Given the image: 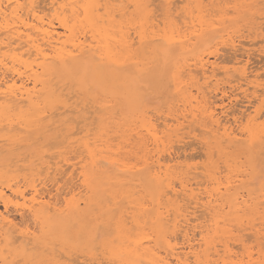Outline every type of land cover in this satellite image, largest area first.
<instances>
[{
  "label": "rangeland",
  "instance_id": "1",
  "mask_svg": "<svg viewBox=\"0 0 264 264\" xmlns=\"http://www.w3.org/2000/svg\"><path fill=\"white\" fill-rule=\"evenodd\" d=\"M37 1H38V3H37ZM40 1L41 2L43 1V2L40 3ZM40 1L35 0V2H36L35 4H37V5L40 4V6L42 5L41 6L42 8L44 7L43 5H45L46 7H44V9L45 8L47 9V4L49 7L50 4L48 3V0H40ZM115 1L117 3H119L118 1L121 2V0H115ZM122 1L124 3L123 5L126 6L127 5L126 3L128 1L127 0H122ZM139 1H140L139 4L137 6H134V7H132L133 6L132 4L128 3L130 6L129 5L126 6L127 10H126V8H124V10H126V11L123 10L124 13H121V14H119V12H117V15L114 16L115 19L118 18L117 20H125L126 21V18L128 17L127 22L129 21V23L131 22L132 24L136 23L135 25H137L138 22H140L139 24L141 25V23H144L142 21H146V23H145L146 33H148V32L151 33L152 30L153 31L155 30L154 32H156V33L159 32L158 34H163L167 31L170 23H176L177 25H181L183 23L182 27L184 28V26H183L184 22L189 20L188 13L191 12L192 15H196L200 9L202 12L199 13V15L203 16V19L206 20L207 24H210V25H212L213 23H215V24H213L210 27V29L207 30L201 38L192 39L193 48L186 49L183 52H179L175 45L171 46L170 48H165V46L162 44V42L160 40H157V41L152 40L151 42H147L145 44L135 42L132 46L133 51L130 52V54H129L130 56H128V59H125L121 64H117L116 66H108V67L97 66V67H95V65H97V64H94L95 61L91 59V60H83L79 66H72V67H69L67 70H59L58 69V70L53 71L51 74H44V76L42 74L41 77H42V79L45 80L46 86L49 89L51 87L53 90H55V95L60 94L61 100H64L66 102V105L70 104L71 107H69V106H65L66 108L62 107L61 102L49 103L50 100L46 99V100H44V102H42L44 104L41 103L39 106L40 107L39 111H43V112H41L39 117L37 116L36 118H34V122L25 125L22 122V120H20L21 125H15L16 127H18V129H16L17 131L14 130V132H12V133H15V131H16V134H13V137H12L13 140L2 142L3 143L2 147H1L2 151L0 153V178H2V180H3V183H2L3 186H6V182H7L6 179L7 178L8 179L10 178L9 179L10 181L8 183H12L11 185L13 188H14V186H19V187L24 186L21 189L25 192V195L27 194L26 197H30V195H31L30 194L31 193V184L36 183L35 184L36 187L37 188L40 187V188H38V190L39 189L41 190L40 191V192H42L41 196H44L43 197L44 200L49 201V199H52L51 201H49L52 203L53 202L55 203V200H56V205L58 207L61 205L62 210L64 209V204L66 203V201L70 200L73 202H77L79 209L76 208V210H72L75 208H73V206L70 205V206H67V208L69 207L70 209L69 208L67 209L65 207V210L62 211V212H64V214L60 213L63 215V217L60 216V214L50 215V216H52V218L51 217L48 219L42 218L41 220H38V223H37V221H36V223H34L35 220L34 221L32 220V216L27 210H25V212H27L29 215L27 213H24V212L21 215L18 213L20 210H17L13 205H11L10 206L11 208L7 209V210H9V214H7V215L10 218H12V220L14 221V222L13 221L12 222L15 224V227L19 228V229H24L28 225V227L26 229H29V231L33 232L35 238H33V241H32L33 244L29 243L30 245L28 244L27 246H24L23 248H21L19 246L20 244L16 242L14 244L16 248L13 249V251H12L13 257L12 256L10 257V258H12L10 260L11 263H8V264H12V262H13V264L14 263L15 264L16 263L17 264H77L78 262H79L78 264H83V263L84 264H86V263L87 264H102V263L103 264L104 263L105 264H110V263H113V264H124V263L125 264H131V263L122 261V260L118 259L117 257H114L115 255H112L113 253L110 251H115L117 249V247L121 246V245H122L121 246L122 248H124V246H125V248L127 246L128 247L131 246L129 241L132 239L134 240V238L137 237L135 239V241H137V239H138L139 241L143 242V245L144 244L147 245L146 240L148 239V244H151L150 246L153 249L156 248L155 251H157L158 254L164 255L163 253L166 249L164 235L167 233L170 234L171 232H172L171 234H175V233L178 234L177 236L174 235L176 238L172 241V243L175 241L177 242V240H178L177 246L181 247V244H182V247H183L185 245L183 247V249L185 250V248L187 246L186 244H188V242L184 241L185 239H184V236L182 235V232H180V234L178 233L179 230H181L185 227H182V226H184V225H182L179 228H173V222L172 221L176 217H179L176 219L177 220L180 219L179 222H181V224L184 223L183 218L186 217L185 219H188L187 224H188V228L190 229V232H188L189 237H191L193 235V237L196 240H198V241L195 240L193 242L191 241L192 243L201 242V240L197 239L199 229H201L200 231H202V233L204 235H206V237L208 235L207 240L211 241V243H210L211 248L209 250H203L204 245L201 246L200 250L202 249L204 252L201 251L199 253L200 254V262H204L203 260H206L207 256H205V259H203L204 257L201 256L203 254L208 255L210 257L212 256L211 258L213 259V258H216V256L218 258L219 254H220L219 255L220 257H223V255L227 256L226 254H228V252L230 251L229 255L232 256L231 257V258H233L232 261L236 260L234 262H238L241 258H243V259L245 258L244 260H246L247 259L246 254H248L250 256L253 255L251 257V258H253V260H251L252 264L253 263L255 264V261H256V264H264V263H262V262H264V261H262L264 259V254H262L264 252V235H260L262 232H263L262 234H264V223H263L264 222V167H263L264 166V158H263L264 152H263V154H260V153H262V150H264V146H263L264 145V142H263L264 137H262L263 139L262 138L259 139L260 143H261V141L263 143L261 145H258L259 140L257 142H254L253 144H251V143L242 144L239 142L232 144V145H228L226 142H222V143L218 144V143L214 142L213 139L207 138V137H209L208 136L209 134L207 135V133H208L207 130H209V129L204 128L206 130V132L202 135V133L205 130L200 125H198L199 124L198 122L197 123L193 122L191 119H189L188 121L185 120L182 124L178 125L177 128L174 126L172 127V125H171V129H169V130L164 128L165 126H163V123H162V122H164V120L168 121L169 119H170L169 121H173L171 119L175 118L174 114L176 116H178L179 119H181L180 118L181 113H183V112L189 113L190 110L192 112H194V111H196V109L198 107H199L198 110H201V109H204L203 107H205V106L206 107L204 110H206L207 107H209V106L211 108H213L216 116L219 114L218 116H219L220 120L223 121V123L227 121L228 122L227 124H230V127L234 131H236L235 133H239L240 130L241 131L242 130H244V131L249 130L248 129L249 127L251 129L257 128V127H259V124H262V121L264 123V19H263L264 18V5L261 6V4H264V0H261L262 3L259 0H253V1L252 0H246V1L242 0V2H241V0H184V1L172 0L174 4L172 3L171 0H152V2H150L151 0H139ZM221 1L224 3L223 5H220V3L222 4ZM256 1H258V3ZM101 2L103 3L104 1L102 0ZM111 3L113 4L114 0H112ZM120 4H122V2ZM114 5L116 7L119 6L118 8L124 7L123 5L120 6L119 4L118 5L114 4ZM147 6H148V8H147ZM182 7H184V8H182ZM210 7H211V9H210ZM136 8L137 9L139 8L138 11L136 10ZM46 9H45V11H46ZM177 12L178 13L181 12L180 15L179 14L177 15ZM182 12H183V14H182ZM216 13H218V14H216ZM150 15H152V16H150ZM255 15H257V16H255ZM260 16H262V17L260 18ZM151 17H153V18H151ZM255 18L257 19L256 21H255ZM137 19H139L140 21ZM212 19L215 22L211 21ZM132 21H134V22H132ZM149 21L150 22L152 21V23H150ZM211 22H213V23H211ZM149 24H151V25L153 24V26H151ZM140 25L138 26L139 30L141 28ZM154 27H156V28H154ZM131 31H132V28L130 29V32ZM233 31H235V32H233ZM131 34H132V32H131ZM224 35L225 36L231 35V36H229L230 39L227 36H226V38L224 37V39L221 38ZM233 37H234L235 41L232 39ZM219 38H220V40H219ZM152 39H157V38L153 37ZM225 39H226V42H225ZM134 41H136V39H134ZM236 43H239V44L235 45ZM233 44H234V47L232 46ZM215 46H217V47H215ZM222 46H223V48H222ZM230 46L232 48H230ZM235 46H236V48H235ZM206 49H207V51H204ZM208 49H210V50H208ZM215 49H216V51H215ZM232 49H234V50H232ZM238 49L240 51H238ZM202 50L205 54L202 53ZM211 51H212V54L210 55ZM245 51L248 54L245 53ZM239 52L242 54H239ZM200 54L203 55V57H209L210 60H213L215 62V67H218L215 70L216 71L215 75L217 73H219V74L212 77V76H209L211 74H210V72L207 71L205 75L209 76V77H207L209 79L208 80L206 77H205L206 78L205 79L203 76H201L202 74H199L200 72L198 70H197L198 73L195 71L196 69H194L193 63L196 60L195 58H197L198 55H200ZM241 55H243V56L241 57ZM193 58L195 60H193ZM233 58H239L240 60H242V62L234 63L235 59H233ZM190 60H192V61L188 62ZM190 63H192L193 66L192 65L190 66L189 65ZM187 64L189 66L186 67ZM242 64H244L245 67ZM171 65H172V67H171ZM184 66L186 67V69L184 68ZM181 68H183V70H185L186 73L188 72L190 76L188 75V73L186 75V73ZM189 68H191L192 70H190ZM242 68H245L247 76L249 78L248 79L249 81L247 83H245L243 79H241V80L239 79L240 78V72L242 71ZM180 69H181L182 73H181ZM189 71H194V72H189ZM183 73H185V74H183ZM168 75H170V76H168ZM222 77L224 80L222 79ZM214 78L216 79V81H214ZM51 79H53L54 81ZM228 80H229V82H228ZM168 81H170V83L172 82L171 83L172 85L170 83H168ZM188 81H189V83H188ZM241 82H244V83H241ZM197 83H198V85H197ZM240 84H241V86H240ZM169 85H171V87ZM232 86L235 89H233ZM188 87H189V89H188ZM228 87H229V89H228ZM237 87H239V88H237ZM201 89H202V92H201ZM211 90H212V92H211ZM231 91H233V92H231ZM174 92H175V94L173 95ZM189 93L190 94L192 93V95L190 96ZM63 94H65V95H63ZM73 94L76 96H74ZM44 96H45V94H43L42 98ZM65 96L67 97V99ZM86 96H88V97H86ZM203 96H204V98H203ZM176 97H178V99ZM179 97H180V99H179ZM205 97H208V98H205ZM193 100H195V101H193ZM88 101H89V103H88ZM76 102H78L77 103L78 105L76 104L77 107L75 105ZM172 102H173V104H172ZM85 103H87V104H85ZM90 103H91V105H90ZM191 103L193 104V106ZM203 103L205 104V106ZM213 103L216 107L213 105ZM176 104H177V106H176ZM180 104H181V106H180ZM183 104L187 107L183 106ZM45 105H47V106H45ZM57 106H59V107H57ZM189 106L192 107L194 109V111L192 108L190 109ZM195 106H197V107H195ZM68 107L70 109L71 108L72 109L70 110ZM188 107H189V109H188ZM173 108H175L174 109L175 112L173 111ZM182 108H186L185 109L186 112ZM67 109H68V111H67ZM87 109L89 112L87 111ZM221 110H223V111H221ZM44 111H45V114H44ZM51 111L56 116L53 115ZM54 112H59V114L54 113ZM165 112H167V113H165ZM61 113H62V115H61ZM197 113H199V112L197 111ZM246 113H248V115ZM170 114H172V115H170ZM51 115H53V116H51ZM71 116L73 117V120L68 119V118L72 119ZM199 116H200V114H198L197 118H199ZM253 116H255V117L253 118ZM40 117L42 120L40 119ZM50 118H51V120H50ZM76 118H77V120H79L78 124H77V122H75V121H77ZM234 118H235V120H233ZM65 119L68 121H66ZM224 119H227V120H224ZM36 120L37 121L40 120V121L35 122ZM147 120L150 122H153V124H155V126L158 124L160 125V126L158 125V127L156 126L159 130L158 131L156 128V133L160 132V134H157L159 136L158 137L159 138L158 147L157 146L154 147V145L150 144L152 137L149 134V132L145 131L146 125L148 122ZM201 120L202 119H200L199 121H201ZM250 120H252V121H250ZM255 120H256V122H259V121L260 122L257 124L255 122ZM72 121H74V123ZM189 121H191V122H189ZM205 121H207V120H205ZM249 121L252 123L250 124ZM253 121H254V123H253ZM61 123H63V124H61ZM90 123L93 125H91ZM255 123L257 124V127H254V126H256ZM253 124H255V125L252 126ZM47 125H49V126H47ZM196 125H197V127H196ZM248 125H250V126H248ZM161 126H162V128H161ZM183 127H185V128H183ZM198 127L202 130H199ZM243 127H244V129H243ZM178 128L180 130H177ZM195 128L198 130H195ZM62 129L64 131H61ZM94 129H95V131H94ZM2 133H4V132L2 131L0 134H2ZM67 133L69 134V137L67 136L68 135ZM89 133H91V134H89ZM200 133H201V135H200ZM147 134H149L150 139H148L149 136ZM122 135H124V136H122ZM178 135H180V136H178ZM204 135L205 136L207 135V137H204ZM62 136H64V137L62 138ZM71 136H72V138H71ZM145 136L146 137L148 136L147 139L145 138ZM33 138H35L36 141ZM65 138L68 140H66ZM140 138H141V140H140ZM204 138H206V139H204ZM50 139L55 140L56 142L55 141L52 142ZM59 139H60V141H58ZM62 139H63V141H62ZM72 140H74L75 142L73 141V143L69 146L68 143H71ZM64 141H65V143H62ZM143 141L147 142V149L146 148L144 149L140 145V142L142 143ZM169 141H170V143H169ZM48 142L50 144H51V142H52V144L54 142L55 143L58 142L59 145L61 143L60 146H63V147L61 148L59 145H58L59 146L58 147L55 143L53 145H48L49 144ZM66 143H67V145H66ZM0 144H1V142H0ZM22 144H23V146L21 147ZM24 144H26V145L24 146ZM201 144H203V145H201ZM46 145H48V147H50V148H48ZM55 145H56L55 148L52 147ZM137 145L139 148L137 147ZM165 145H167V146L165 147ZM41 146L43 149L41 148ZM109 146H110V148H109ZM13 147L14 148L17 147V148L14 149ZM44 147H46V149H47L46 152H45ZM100 147H103L101 149H104L103 150L104 152L101 149H100L101 151H98ZM51 148L53 151L54 150L55 151L51 152L52 151ZM58 148H59V150H58ZM93 148H95V149H93ZM223 148H225V149L223 150ZM67 149L70 151L67 152L68 151ZM107 149H109L110 152H107V154H106ZM149 149H151V150H149ZM153 150H155V151L152 152ZM164 150L166 152H164ZM43 151L45 152V154ZM65 151H66V153H64ZM71 151L72 152L78 151L79 153L78 152L77 153H71ZM89 151H90V153H89ZM96 151H98L99 154L96 153ZM47 152H48V154L46 155ZM80 152H81V154H80ZM100 152L104 153V155H103L104 158L107 156L105 158L106 160L100 159L99 156L102 155ZM116 152L118 153V155ZM144 152H145V154H144ZM148 152H150V153H148ZM212 152H214V156L212 155ZM26 153L28 155L24 156V155H26ZM51 153H52V155H50ZM158 153H160L159 157H158ZM74 154H77V155H74ZM54 155H56V156L54 157ZM68 155H69V157H68L69 159L66 158L68 160V161H66L64 157H67ZM78 155H80V156H78ZM91 156H92V158H91ZM108 156H109V158H108ZM130 156H131V159H129ZM23 157H26V158H23ZM95 158H97V159L99 158L98 159L99 161H97V164L92 162L95 160ZM144 158L145 159L147 158L148 162H150L152 160L149 164H153L156 162V160H158V163H160L162 165V167L163 166L169 167V169L171 170L170 171L168 169V171H166V173H165L166 175L163 174L164 178H162L163 175H161L162 181H161V186H159L160 188L157 187L156 184H154L155 181H153L152 177H150V176L147 177L145 175L144 171H145L146 164L144 165V163H143V161L145 160ZM174 158H176V159H174ZM25 159H27V160H25ZM61 159H63V160H61ZM72 159H74V160L72 161ZM90 159H92V161ZM110 159L111 160L114 159L116 161V163L120 159L121 162L119 161V164L117 163L118 166L120 164H121V166L122 165H126V166L127 165L128 166L136 165L135 168H136V170L138 169V171L134 170L135 168H133V171H136V172H134L135 175H130V172L125 171L127 168L125 169L124 166H122L124 170L123 169L118 170V168H117L118 166L112 165L110 162ZM170 159H171V161H170ZM15 160L16 161L19 160V161L16 162ZM37 162H38V164H37ZM74 162H77V164ZM100 162H102V163H100ZM105 162H107V163H105ZM231 162L234 163L233 166H232ZM17 163H19V164H17ZM103 163H104V165H102ZM116 163H114V164H116ZM18 165H19V168H18ZM228 165L229 166L231 165V166L229 167ZM39 166H41V167H39ZM42 166H44V167H42ZM77 166L79 167V169ZM48 167H51V168L55 167L56 169L52 168V170H50L51 168L49 169ZM75 167L77 169H75ZM122 167H120V168H122ZM5 169H6V171H7V169H9V171H7V172L10 175L5 171ZM19 169H21V170H19ZM74 169H75V171L79 170L78 172H76L77 174L74 173ZM176 169L178 171H176ZM16 170L18 173L16 172ZM42 171L44 174L41 173ZM47 171H48V173H47ZM50 171H52V172H50ZM187 171L191 172V173H188ZM70 172L73 174L71 175ZM172 172H174L173 173L174 175H172ZM59 173H62L63 175L59 174ZM215 173H217L219 175H217ZM38 174H41V175H39L40 177H38ZM79 175H81V177ZM177 175H179V177ZM47 176H49V177L47 178ZM165 176H167V177H165ZM36 177H37V179H36ZM17 178H19V179H17ZM38 178L39 179L42 178L41 179L42 182H40V180ZM45 178H47V179H45ZM57 178H58V180L55 181V179H57ZM147 178H149V179L151 178V179L149 180ZM184 178H185V180H184ZM188 178L190 179V181ZM214 178H216L217 180H215ZM15 179L17 181H15ZM35 179L37 180V182L35 181ZM229 180H232V181L230 182ZM182 181L183 182L188 181L189 184L191 183L192 187L195 188L194 189L195 193H201V192H205V191L208 192L211 189H212V193H214V194H215V190L216 191L218 190L219 192L221 191L222 197H220L221 193H219L217 191V195H218L217 197L218 198L220 197L219 199L217 198L219 201L217 200V203H216V204L219 203V206L217 208V211L218 210L219 211L214 212L213 216H212V213H210L209 215L206 213L200 214V212H203V211H196V209L201 210V208L195 209V208H193V204H190L186 199H185L186 201L181 200L180 197H178V199H177L176 197H174L172 195H169L170 199H171L170 201H168L166 199L168 202L165 201V197H163L165 203H164V205H161V204H163L162 202H164V201H163V199L158 201V199L162 198L161 191H162L163 187H165L167 183L171 184L172 186H173V184L177 183L174 187L175 188L177 187L176 189H178V188H180L179 183ZM197 181H200V183ZM228 181H229V183H228ZM15 182H16V184L18 183L19 185L18 184L16 185ZM197 183H199V186ZM221 183H224V185L226 184L225 187H227L226 188L227 190L224 188L223 184H221ZM216 184H218V186L220 184V186L218 187ZM150 185H152L153 187ZM206 185H208V186H206ZM154 186H155V189H154ZM194 186H196V187H194ZM215 186H217L221 190L217 189V187H216V189H214L213 187H215ZM42 187L43 188L46 187L45 190ZM77 187H79V189ZM151 187L153 188V190ZM228 187H229V189H228ZM156 188L159 189V191ZM46 189L48 191H46ZM71 189H72V191H71ZM85 189H87L88 191ZM6 191H8V190L6 189ZM45 191H46V194H45ZM79 191L82 192V193L80 192L81 195H80V193H77ZM152 191H153V193H152ZM156 191H157V193H156ZM47 192L51 193V197L49 196L50 194ZM6 193H9V192H6ZM28 193H29V195H28ZM65 193H67V194H65ZM75 193H76V195H75ZM208 193H211V192H208ZM77 194L80 196L78 197ZM157 195H158V197H160V196L161 197L158 198ZM46 196L48 197V200H47ZM70 196H72V197H70ZM153 196H154V198H152ZM73 197H75V198L73 199ZM235 197H237V198H235ZM54 198H55V200H54ZM68 198H70V199H68ZM84 198H85V200H84ZM156 198H158V199H156ZM144 199H145V201H144ZM60 200H62L63 202ZM97 200H98V202H96ZM236 200L239 203L238 202L236 203ZM228 201H230V202H228ZM157 202H159V203H157ZM240 202H242V203H240ZM153 203H154V205H153ZM240 204H241V206H240ZM2 205H3V203H2V201H0V210L1 211L4 210V207ZM220 205H221V209L219 208ZM160 206H161V208H160ZM188 206H190V208ZM237 206H239V208L241 207V209L239 210V208H237ZM116 207H118V208H116ZM2 208H3V210H2ZM157 208L158 209L160 208V210L161 209L162 210L161 211L156 210ZM82 209H84V210H82ZM172 209H173V211H172ZM192 210H193V212H192ZM10 211L12 213H10ZM152 211L157 212V213L165 211L164 213H167V214L163 213V215H167V216H165V220L162 219L161 222L159 221V223H157L158 221L155 218L157 213L156 214L152 213ZM169 212H171V213H169ZM7 213H8V211H7ZM142 213H144V214H142ZM257 213H259V214H257ZM178 214L179 215L181 214V216H179ZM138 215L139 216L141 215V216L139 217ZM149 215H150V218H149ZM204 215L205 216L207 215V216L205 217ZM135 216L137 219L136 223H139L137 225H136L135 220H134ZM151 216L153 217L152 219H151ZM174 216H175V218H174ZM200 216H202V217H200ZM252 217H254L253 220H251ZM257 217H259V218H257ZM132 218H133V220H132ZM169 218H171L172 221ZM59 219L61 222H59ZM64 219L66 220V223H65ZM138 219L141 222H139ZM194 219H196V220H194ZM123 220H125V222H122ZM126 220L128 222H126ZM112 221H113V223H112ZM116 221H118V222H116ZM131 221H133V223H130ZM252 221H254V222H252ZM53 223H55V224H53ZM64 223L66 225L68 223V226L64 225ZM155 223L158 225H156ZM202 223H204V224H202ZM255 223H256V225H254ZM260 223L263 226V228H261L262 226L260 225ZM21 224H23V225H21ZM50 224H52V225H50ZM57 224H60V226ZM62 224H63V226H62ZM97 224H99V225H97ZM121 224L125 225V226H122ZM168 224H169V226H167ZM226 224L229 226H227ZM37 225H38V227H35ZM211 225H213V228L211 227ZM97 226H99V227H97ZM196 226H197V228H196ZM246 226L249 228H247ZM42 227L43 228L46 227L45 230ZM55 227L57 228V230ZM242 227H244L245 229ZM104 228L107 230H105ZM252 228L255 232L252 230ZM34 229H35V232H34ZM37 229L38 230L42 229V231H38ZM50 229H52L53 231L52 230L50 231ZM118 229H120L122 231L121 232L122 235L120 237H124V241L122 240L123 243L125 244L124 246H123V244H121L122 242L121 243L118 242V241H121L120 239H123V238L118 237L121 234V233H118V231L116 232V230H118ZM189 229H188V231H189ZM191 229H192V232H191ZM236 229L237 230L239 229V230L237 231ZM258 229L261 231H259ZM36 230L38 232H36ZM158 230H160V231L162 230L161 234H160V231L158 233ZM194 230L196 232H194ZM225 230H226V232L227 231L228 232L226 233ZM245 232H247V233L250 232V233H248V235L250 234L252 237L247 236L246 235L247 233H245ZM240 233H241V235H240ZM14 234H12V236L13 235L16 236V233H14ZM144 234H146V235H144ZM190 234H191V236H190ZM253 235H255V237H253ZM228 236H229V239H228ZM256 236H259V237H256ZM53 237H55V238H53ZM56 237H58V238H56ZM140 237H142V238H140ZM157 237L159 239H157ZM225 237L228 240L229 244L227 243V241H226V243L228 244V247L230 245V248L227 247L228 251L224 253V246L223 245L225 242ZM118 238H119V240H118ZM182 239H183V241H182ZM212 239L216 243L212 242ZM47 240L49 241V245H48ZM64 240H66V241H64ZM126 241H128V242H126ZM53 242H54V244H53ZM55 242H57L58 244L56 243V245H55ZM235 243H238V244H235ZM119 244H121V245H119ZM239 244H240V246H239ZM194 245H196V244H194ZM82 246H83V248H80ZM112 246H117V247L113 249ZM212 246L215 247V250ZM97 247H98V249H97ZM237 247L243 248V249L239 248L240 254H239V249H237ZM44 248H45V250H44ZM55 248L57 251L55 250ZM216 248H218V249H216ZM231 248H233V250ZM17 249H19L21 251L18 250V252H17ZM42 249L44 250L43 252H41ZM211 250H212L213 255L209 253V251L211 252ZM218 250H219V252H218ZM234 250L235 251L238 250V251H236V253L238 252V254L234 253L235 252ZM31 251H32V253H34L33 255L31 254ZM249 251H250V253H249ZM16 252H17V254H16ZM45 252H47V253L45 254ZM60 252H61V254H59ZM71 252H72V255H71ZM73 252H74V254H73ZM216 252L219 254L215 255ZM52 253L54 256L55 255L56 256L54 257L52 255ZM79 253H80V255H79ZM109 253L110 254L112 253V254L110 255ZM84 255H86V256H84ZM21 256H22V258H21V260H19ZM73 256L74 257L76 256L75 259ZM112 256L114 259L112 258ZM230 256H227V258ZM65 257H67L69 259L66 260ZM56 258H58V261H56ZM231 258H230V260H231ZM238 258H240V259H238ZM15 259H17L19 262ZM22 259H23V261H22ZM70 259L71 260L74 259V260L69 261ZM117 259L119 261H117ZM230 260L228 258L229 262H231ZM70 262H73V263H70ZM80 262H82V263H80Z\"/></svg>",
  "mask_w": 264,
  "mask_h": 264
},
{
  "label": "bare ground",
  "instance_id": "2",
  "mask_svg": "<svg viewBox=\"0 0 264 264\" xmlns=\"http://www.w3.org/2000/svg\"><path fill=\"white\" fill-rule=\"evenodd\" d=\"M40 1V0H39ZM102 0H48V3L50 4L49 7H48V4H47V9L45 11L44 7H46L45 5H43L44 7L42 8L39 5L35 4V0H0V133L3 131L4 133L0 134V153L2 151V142L4 141H9V140H13V134H16V129H18V127H16L15 125H21V121L26 125V124H29V123H32L34 122V118H36L37 116L39 117V115L41 114V112L43 111H39V106L42 102H44V100L46 99H49V103H52V102H61L62 103V107H65V106H70V104L66 105V102L64 100H61L60 98V94H56L55 95V90H53L51 87L50 89L46 86V83H45V80L42 79V74L44 76V74H51L53 71L55 70H67L69 67H72V66H79L83 60H94L95 63L94 64H97L95 65V67L97 66H102V67H108V66H116L117 64H121L125 59H128V56H130V52L133 51L132 50V46L135 42H138V43H147V42H151L152 40H160L162 42V44L165 46V48H170L171 46H176V48L178 49L179 52H183L185 51L186 49H189V48H193V42H192V39L194 38H201L204 33L210 29V27L215 24L213 22V19L211 21V23H213L212 25L210 24H207L206 20L203 19V16L199 15V13H201L202 11L199 9L198 13L196 15H192L191 12L188 13V18L189 20L188 21H185L184 22V28L182 27V24L181 25H177L176 23H170L169 24V27L167 29V31L163 34H158L156 32H154L152 30L151 33H146V28H145V23L146 21H142L144 23H141V25L139 24L140 22H138L137 25L135 24H132L131 22L129 23V21L127 22V18H126V21L125 20H117L115 19V15H117V12H119V14L121 13H124V11L127 10V5H129L128 3L132 4L131 6L134 7V6H137L139 4V0H127L128 2L126 3L127 5H123V1L121 0L122 4H120L121 2L118 1L119 3H117L115 0H114V3L112 4L110 0H103L104 2L102 3L101 2ZM172 1V0H171ZM175 1V0H174ZM184 1V0H182ZM246 1V0H245ZM253 1V0H252ZM261 3L262 1L259 0ZM43 2V1H42ZM40 1V3H42ZM116 2V3H115ZM152 2V0L150 1ZM178 2V1H177ZM181 2V1H180ZM211 2V1H210ZM222 2V1H221ZM242 2V0H241ZM258 3V1H256ZM259 2V3H260ZM38 3V1H37ZM47 3V2H46ZM173 3V1H172ZM114 4H119L120 6L123 5L124 7H116ZM174 4V3H173ZM210 4V3H209ZM216 4V3H215ZM224 3L222 2V4L220 3V5H223ZM228 4V3H227ZM143 5V4H142ZM146 5V4H145ZM144 5V6H145ZM264 4H261V6H263ZM130 6V5H129ZM178 6V5H177ZM183 6V5H182ZM208 6V5H207ZM225 6V5H224ZM231 6V5H230ZM176 7V6H175ZM217 7V6H216ZM124 8H126V10H124ZM143 8V7H142ZM148 8V6H147ZM184 8V7H182ZM193 8V7H192ZM201 8V7H200ZM135 9V8H134ZM139 9V8H138ZM138 9L136 8V10L138 11ZM180 9V8H179ZM211 9V7H210ZM260 9V8H259ZM124 10V11H123ZM148 10V9H147ZM183 11V10H182ZM252 11V10H251ZM216 12V11H215ZM181 13V12H180ZM180 13L177 12V15ZM150 14V13H149ZM148 14V15H149ZM183 14V12H182ZM218 14V13H216ZM161 15V14H160ZM261 15V14H260ZM126 16V15H125ZM134 16V15H133ZM152 16V15H150ZM170 16V15H169ZM174 16V15H173ZM186 16V15H185ZM184 16V17H185ZM216 16V15H215ZM257 16V15H255ZM177 17V16H176ZM262 16H260L261 18ZM125 18V17H124ZM143 18V17H142ZM146 18V17H145ZM144 18V19H145ZM153 18V17H151ZM187 18V17H186ZM187 18V19H188ZM257 18V17H256ZM255 18V21L257 20ZM140 19V18H139ZM137 19V20H139ZM143 19V20H144ZM165 19V18H164ZM264 19V18H263ZM151 20V19H150ZM154 20V19H153ZM152 20V21H153ZM140 21V20H139ZM152 21L150 23H152ZM164 21V20H163ZM166 21V20H165ZM251 21V20H250ZM134 22V21H132ZM160 22V21H159ZM252 22V21H251ZM155 23V22H154ZM166 23V22H165ZM179 23V22H178ZM235 23V22H234ZM141 26L140 30L138 29V26ZM147 25V24H146ZM151 25V24H149ZM148 25V26H149ZM240 25V24H239ZM147 26V27H148ZM153 26V24L151 25ZM156 26V25H155ZM150 27V26H149ZM132 28V34L130 32V29ZM156 28V27H154ZM163 28V27H162ZM232 28V27H231ZM256 28V27H255ZM257 29V28H256ZM163 30V29H162ZM161 30V31H162ZM165 30V29H164ZM235 32V31H233ZM252 33V32H251ZM88 34V35H87ZM230 34V33H229ZM87 35V36H86ZM227 36V35H226ZM226 36H222L221 38L224 39V37L226 38ZM229 36L231 35H228L227 37L229 38ZM153 37H156L157 39H152ZM134 39H136V41H134ZM230 39V38H229ZM234 40V37L232 38ZM220 40V38H219ZM228 40V39H227ZM223 41V40H222ZM235 41V40H234ZM225 42H226V39H225ZM216 43V42H215ZM219 43V42H218ZM223 43V42H222ZM221 43V44H222ZM229 43V42H228ZM232 43V42H231ZM230 43V44H231ZM220 44V43H219ZM229 44V45H230ZM239 43H236L235 45H238ZM214 46V45H213ZM234 47V44L232 45ZM217 47V46H215ZM214 47V48H215ZM239 47V46H238ZM241 47V46H240ZM211 48V47H210ZM223 48V46H222ZM230 48H232L230 46ZM236 48V46H235ZM241 49V48H240ZM210 50V49H208ZM214 50V49H213ZM234 50V49H232ZM204 51H207L204 50ZM216 51V49H215ZM220 51V50H219ZM238 51H240L238 49ZM162 52V51H161ZM202 53L203 50H202ZM245 53H247L245 51ZM205 54V53H204ZM208 54V53H207ZM206 54V55H207ZM212 54V51L210 53V55ZM239 54H242L239 52ZM248 54V53H247ZM218 55V54H217ZM208 56V55H207ZM237 56V55H236ZM243 55H241L242 57ZM144 57V56H143ZM150 57V56H149ZM183 57V56H182ZM214 57V56H213ZM190 58V57H189ZM195 58V57H194ZM193 60H195V62L193 63L194 65V69H196L195 71L197 72V70L200 72L199 74H202L201 76H203L204 78L206 77H209V76H216L215 73H216V68L218 67H215V62L213 60H210L209 57H203V55H198L197 58H195ZM240 58V57H239ZM239 58H233L235 59L234 60V63H240L242 62V60H240ZM215 60V59H214ZM244 60V59H243ZM132 61V60H131ZM137 61V60H136ZM192 60L188 61V62H191ZM93 62V61H92ZM186 63V62H185ZM217 63V62H216ZM93 65V64H92ZM190 66L192 65V63L189 64ZM188 64L186 65L189 66ZM192 65V66H193ZM244 66V64H242ZM136 66V65H135ZM242 66V67H243ZM172 67V65H171ZM186 67L184 66V68L186 69ZM245 67V66H244ZM74 68V67H73ZM179 68V67H178ZM98 69V68H97ZM123 69V68H122ZM183 70V68H181ZM180 69V71H181ZM188 69V68H187ZM190 70H192L191 68H189ZM185 73L186 71L183 70ZM188 71V70H187ZM210 72L211 75L207 76L205 75L206 72ZM189 72H194V71H189ZM182 73V71H181ZM180 73V74H181ZM183 73V74H185ZM188 73V72H187ZM186 73V75H187ZM198 73V72H197ZM179 74V73H178ZM196 74V73H195ZM189 75V73H188ZM236 75V74H235ZM170 76V75H168ZM181 76V75H180ZM179 76V77H180ZM183 76V75H182ZM190 76V75H189ZM188 76V77H189ZM200 76V77H201ZM219 76V75H218ZM217 76V77H218ZM187 77V78H188ZM199 77V76H198ZM236 77V76H235ZM52 78V77H51ZM177 78V77H176ZM203 78V79H204ZM205 78V79H206ZM238 78V77H237ZM167 79V78H166ZM170 79V78H169ZM200 79V78H199ZM204 79V80H205ZM208 79V78H207ZM223 79V77H222ZM240 80L243 79L245 83H247L249 80L248 76H247V73H246V70L245 68H242V71L240 72ZM53 80V79H51ZM168 80V79H167ZM209 80V79H208ZM224 80V79H223ZM54 81V80H53ZM196 81V80H195ZM214 81H216V79L214 78ZM57 82V81H56ZM198 82V81H197ZM212 82V81H211ZM229 82V80H228ZM227 82V83H228ZM231 82V81H230ZM233 82V81H232ZM236 82V81H235ZM239 82V81H238ZM244 82H241V83H244ZM65 83V82H64ZM168 83H170V81H168ZM172 83V82H171ZM170 83V84H171ZM189 83V81H188ZM205 83V82H204ZM207 83V82H206ZM60 84V83H59ZM220 84V83H219ZM222 84V83H221ZM236 84V83H235ZM239 84V83H238ZM172 85V84H171ZM171 85H169L171 87ZM194 85V84H193ZM198 85V83H197ZM207 85V84H206ZM210 85V84H209ZM214 85V84H213ZM233 85V84H232ZM51 86V85H50ZM189 86V85H188ZM241 86V84H240ZM200 87V86H199ZM210 87V86H209ZM221 87V86H220ZM231 87V86H230ZM58 88V87H57ZM90 88V87H89ZM213 88V87H212ZM233 88V86H232ZM231 88V89H232ZM239 88V87H237ZM64 89V88H63ZM189 89V87H188ZM187 89V90H188ZM218 89V88H217ZM225 89V88H224ZM229 89V87H228ZM235 89V88H233ZM184 90V89H183ZM198 90V89H197ZM214 90V89H213ZM71 91V90H70ZM190 91V90H189ZM188 91V92H189ZM192 91V90H191ZM205 91V90H204ZM203 91V92H204ZM224 91V90H223ZM185 92V91H184ZM201 92H202V89H201ZM212 92V90H211ZM227 92V91H226ZM233 92V91H231ZM71 93V92H70ZM43 94H45V96L42 98ZM68 94V93H67ZM66 94V95H67ZM175 94V92L173 93V95ZM186 94V93H185ZM190 94V93H189ZM196 94V93H195ZM205 94V93H204ZM224 94V93H223ZM65 95V94H63ZM74 95V94H73ZM192 95V93L190 94V96ZM198 95V94H197ZM196 95V96H197ZM225 95V94H224ZM76 96V95H74ZM169 96V95H168ZM177 96V95H176ZM66 97V96H65ZM88 97V96H86ZM175 97V96H174ZM189 97V96H188ZM42 98V99H41ZM178 99V97H176ZM204 98V96H203ZM205 98H208V97H205ZM67 99V97H66ZM69 99V98H68ZM72 99V98H71ZM76 99V98H75ZM180 99V97H179ZM182 99V98H181ZM192 99V98H191ZM74 100V99H73ZM72 100V101H73ZM184 100V99H183ZM197 100V99H196ZM201 100V99H200ZM68 101V100H67ZM175 101V100H174ZM189 101V100H188ZM195 101V100H193ZM206 101V100H205ZM197 102V101H196ZM209 102V101H208ZM73 103V102H72ZM78 102L75 103V105L77 104ZM89 103V101H88ZM193 103V102H192ZM191 103V104H192ZM44 104V103H42ZM48 104V103H47ZM87 104V103H85ZM173 104V102H172ZM185 104V103H184ZM183 104V106H185ZM204 104V103H203ZM207 104V103H206ZM78 105V104H77ZM76 105V107H77ZM91 105V103H90ZM214 105V103H213ZM47 106V105H45ZM54 106V105H53ZM74 106V105H73ZM82 106V105H81ZM87 106V105H86ZM173 106V105H172ZM177 106V104H176ZM179 106V105H178ZM181 106V104H180ZM179 106V107H180ZM193 106V104H192ZM198 106V105H197ZM195 106V107H197ZM205 106V104H204ZM208 106V105H207ZM215 106V105H214ZM59 107V106H57ZM61 107V106H60ZM68 107V108H69ZM75 107V106H74ZM98 107V106H97ZM187 107V106H185ZM190 107V106H189ZM188 107V109H189ZM194 107V108H195ZM203 107V106H202ZM206 107V106H205ZM205 107H203L205 109ZM216 107V106H215ZM66 108V107H65ZM96 108V107H95ZM192 107H190L191 109ZM201 108V107H200ZM56 109V108H55ZM70 109V108H69ZM72 109V108H71ZM70 109V110H71ZM80 109V108H79ZM78 109V110H79ZM84 109V108H83ZM82 109V110H83ZM171 109V108H170ZM175 108H173V111H174ZM177 109V108H176ZM184 111L186 108H182ZM193 109V108H192ZM199 107L196 109V111H193L192 112L190 110V112L188 113H181L180 115V118L182 119H179L178 116H175L174 119H171L173 121H166L164 120L163 123V126H165L164 128L166 129H171V125L172 127H178V125L182 124L185 120H189L191 119L193 122H198L203 129L207 128L209 130L207 135L209 137H207V135L204 137H207V138H211L214 140V142L220 144L222 142H226L228 145H232V144H235V143H242V144H247V143H251L253 144L254 142H257L259 139H261L262 137H264V123H263V119L261 120L262 121V124H259V127H257V124L260 122H255L256 126H254L255 124H253L252 126L254 127H257V128H248L249 130H240L239 133H235L236 131H234L231 127H230V124H227L228 122H224L220 120L219 118V114L216 116L215 112H214V109L211 108L210 106L207 107L206 110L204 109H201V110H198ZM42 110V109H41ZM69 110V111H70ZM74 110V109H73ZM77 110V111H78ZM85 110V109H84ZM182 110V111H183ZM203 110V111H202ZM53 111V110H52ZM51 111V112H52ZM68 111V109H67ZM88 111V109H87ZM109 111V110H108ZM179 111V110H178ZM177 111V112H178ZM197 111L199 113H197ZM223 111V110H221ZM47 112V111H46ZM65 112V111H64ZM74 112V111H73ZM80 112V111H79ZM89 112V111H88ZM175 112V111H174ZM176 112V113H177ZM186 112V111H185ZM50 113V112H49ZM54 113H58L59 112H54ZM113 113V112H112ZM167 113V112H165ZM222 113V112H221ZM44 114H45V111H44ZM53 114V112H52ZM93 114V113H92ZM173 114V113H172ZM170 114V115H172ZM179 114V113H178ZM198 114H200L199 118H197ZM248 115V113H246ZM55 115V114H53ZM51 115V116H53ZM62 115V113H61ZM81 115V114H80ZM167 115V114H166ZM165 115V116H166ZM169 115V116H170ZM44 116V115H43ZM56 116V115H55ZM77 116V115H76ZM95 116V115H94ZM256 116V115H255ZM253 116V118L255 117ZM72 117V116H71ZM122 117V116H121ZM201 117V118H200ZM53 118V117H52ZM86 118V117H85ZM149 118V117H148ZM169 118V117H168ZM258 118V117H257ZM41 119V117H40ZM58 119V118H57ZM69 120H73V117L72 119L71 118H68ZM147 119V118H146ZM167 119V118H166ZM200 119H202L201 121H199ZM42 120V119H41ZM51 120V118H50ZM49 120V121H50ZM66 120V119H65ZM75 120V119H74ZM77 120V118H76ZM198 120V121H197ZM207 120V121H205ZM224 120H227V119H224ZM235 120V118L233 119ZM248 120V119H247ZM40 121V120H39ZM39 121H35V122H39ZM53 121V120H52ZM68 121V120H66ZM148 121V120H147ZM152 121V120H151ZM252 121V120H250ZM249 123L251 124L252 122ZM51 122V121H50ZM49 122V123H50ZM74 123V121H72ZM79 122V120L75 121ZM82 122V121H81ZM95 122V121H94ZM161 122V121H160ZM191 122V121H189ZM238 122V121H237ZM236 122V123H237ZM240 122V121H239ZM87 123V122H86ZM254 123V121H253ZM52 124V123H51ZM63 124V123H61ZM91 124V123H90ZM188 124V123H187ZM37 125V124H36ZM50 125V124H49ZM47 125V126H49ZM93 125V124H91ZM144 125V124H143ZM159 125V124H158ZM158 125H156L158 127ZM162 125V124H161ZM63 126V125H62ZM155 124H153V122H150L148 121L147 122V125H146V129L145 131L149 132V134L151 135V143L152 145L157 146L158 147V140H159V136L157 134H160L159 133H156V127ZM160 126V125H159ZM182 126V125H181ZM250 126V125H248ZM55 127V126H54ZM58 127V126H57ZM56 127V128H57ZM80 127V126H79ZM197 127V125H196ZM247 127V126H246ZM245 127V128H246ZM28 128V127H27ZM52 128V127H51ZM73 128V127H72ZM93 128V127H92ZM95 128V127H94ZM160 128V127H159ZM162 128V126H161ZM175 128V129H176ZM185 128V127H183ZM199 128V127H198ZM242 128V127H241ZM79 129V128H78ZM182 129V128H181ZM204 129V130H205ZM244 129V127H243ZM15 133H12L14 132ZM90 130V129H89ZM158 130V128H157ZM177 130H180L179 128ZM195 130H198L195 128ZM199 130H202L199 128ZM61 131H64L63 129ZM73 131V130H72ZM95 131V129H94ZM159 131V130H158ZM163 131V130H162ZM81 132V131H80ZM202 132V131H201ZM206 132V130L202 133V135ZM28 133V132H27ZM18 134V133H17ZM58 134V133H57ZM64 134V133H63ZM68 134V133H67ZM91 134V133H89ZM132 134V133H131ZM149 134H147L149 136ZM30 135V134H29ZM40 135V134H39ZM59 135V134H58ZM66 135V134H65ZM64 135V136H65ZM72 135V134H71ZM166 135V134H165ZM201 135V133H200ZM38 136V135H37ZM57 136V135H56ZM62 136V138L64 137ZM69 137V134L67 135ZM124 136V135H122ZM134 136V135H133ZM147 136V137H148ZM176 136V135H175ZM180 136V135H178ZM39 137V136H38ZM58 137V136H57ZM66 137V136H65ZM67 137V138H68ZM140 137V136H139ZM147 137L145 136V138L147 139ZM187 137V136H186ZM29 138V137H28ZM72 138V136H71ZM74 138V137H73ZM130 138V137H129ZM144 138V137H143ZM16 139V138H15ZM35 139V138H33ZM66 139V138H65ZM64 139V140H65ZM79 139V138H78ZM145 139V140H146ZM150 139V136L149 138ZM206 139V138H204ZM263 139V138H262ZM51 140V139H50ZM68 140V139H66ZM76 140V139H75ZM115 140V139H114ZM141 140V138H140ZM163 140V139H162ZM170 140V139H169ZM181 140V139H180ZM208 140V139H207ZM36 141V139H35ZM49 141V140H48ZM52 142L55 141V140H51ZM60 141V139L58 140ZM63 141V139H62ZM74 140H72L71 143H68L69 146L73 143ZM97 141V140H96ZM171 141V140H170ZM169 141V143H170ZM179 141V140H178ZM183 141V140H182ZM205 141V140H204ZM34 142V141H33ZM51 142V144L49 143L48 145H53ZM75 142V141H74ZM77 142V141H76ZM80 142V141H79ZM91 142V141H90ZM165 142V141H164ZM163 142V143H164ZM210 142V141H209ZM259 144L258 145H261L263 144L262 141L260 143V140L258 141ZM264 142V141H263ZM31 143V142H30ZM58 143V142H57ZM55 143L57 146L59 145V143L57 144ZM62 143H65L62 142ZM66 143V145H67ZM81 143V142H80ZM168 143V144H169ZM204 143V142H203ZM47 144V143H46ZM165 144V143H164ZM26 144H24L25 146ZM44 145V144H43ZM42 145V146H43ZM48 145H46L48 147ZM55 146H52V147H56ZM61 145V143H60ZM59 145V146H60ZM83 145V144H82ZM140 145L145 149H147V142H140ZM203 145V144H201ZM23 146V144L21 145V147ZM41 146V148H42ZM45 146V145H44ZM58 146V147H59ZM167 145H165L166 147ZM206 146V145H205ZM220 146V145H219ZM251 146V145H250ZM264 146V145H263ZM61 148L63 146H60ZM68 147V146H67ZM66 147V148H67ZM86 147V146H85ZM84 147V148H85ZM97 147V146H96ZM114 147V146H113ZM138 147V145H137ZM232 147V146H231ZM14 148V147H13ZM17 148V147H15ZM14 148V149H15ZM45 148V152H46V147ZM50 148V147H48ZM69 148V147H68ZM87 148V147H86ZM103 147H100L98 151H103L104 149H101ZM110 148V146H109ZM139 148V147H138ZM5 149V148H4ZM43 149V148H42ZM57 149V148H56ZM76 149V148H75ZM74 149V150H75ZM95 149V148H93ZM101 149V150H100ZM225 148H223L224 150ZM230 149V148H229ZM261 149V148H260ZM52 150V148H51ZM59 150V148H58ZM57 150V151H58ZM68 150V149H67ZM72 150V149H71ZM90 150V149H89ZM109 149H107L106 151V154L107 152H110V150L108 151ZM151 150V149H149ZM170 150V149H169ZM49 151V150H48ZM55 151V150H54ZM53 150L51 152H54ZM70 150H68L67 152H69ZM98 151H96V153H98ZM113 151V150H112ZM155 150H153L152 152H154ZM163 151V150H162ZM214 151V150H213ZM44 152V151H43ZM44 152V154H45ZM78 152V151H77ZM77 152H72L71 153H77ZM93 152V151H92ZM104 152V151H103ZM101 153L102 155H100V159L101 160H106L105 158L107 157H103L104 153ZM151 152V151H150ZM148 152V153H150ZM164 152H166L164 150ZM169 152V151H168ZM264 150H262V153L260 154H263ZM34 153V152H33ZM66 153V151L64 152ZM79 153V152H78ZM90 153V151H89ZM117 153V152H116ZM16 154V153H15ZM43 154V155H44ZM48 154V152L46 153V155ZM81 154V152H80ZM94 154V153H93ZM92 154V155H93ZM99 154V153H98ZM97 154V155H98ZM115 154V153H114ZM113 154V155H114ZM121 154V153H120ZM145 154V152H144ZM153 154V153H152ZM159 154L158 153V157H159ZM259 154V153H258ZM28 154L26 153V155L24 156H27ZM52 155V153L50 154ZM74 155H77V154H74ZM95 155V154H94ZM93 155V156H94ZM116 155V154H115ZM118 155V153H117ZM212 155L214 156V152H212ZM228 155V154H227ZM56 155H54L55 157ZM80 156V155H78ZM83 156V155H82ZM96 156V155H95ZM151 156V155H150ZM39 157V156H38ZM69 155L67 157H64L66 161H68L66 158H68ZM72 157V156H71ZM75 157V156H74ZM97 157V156H96ZM102 157V158H101ZM145 157V156H144ZM153 157V156H152ZM155 157V156H154ZM166 157V156H165ZM13 158V157H12ZM22 158V157H21ZM23 158H26V157H23ZM46 158V157H45ZM50 158V157H49ZM76 158V157H75ZM92 158V156H91ZM94 158V157H93ZM109 158V156H108ZM120 158V157H119ZM124 158V157H123ZM127 158V157H126ZM161 158V157H160ZM169 158V157H168ZM264 158V157H263ZM69 159V158H68ZM99 159V158H98ZM97 158H95L94 161H92V159H90L93 163L97 164V161H99ZM129 159H131V156L129 157ZM145 159V158H144ZM149 159V158H148ZM152 159V158H151ZM164 159V158H163ZM166 159V158H165ZM176 159V158H174ZM21 160V159H20ZM23 160V159H22ZM27 160V159H25ZM36 160V159H35ZM63 160V159H61ZM60 160V161H61ZM74 159H72L73 161ZM109 160V159H108ZM117 160V159H116ZM155 160V159H154ZM11 161V160H10ZM16 161V160H15ZM19 161V160H18ZM16 161V162H18ZM24 161V160H23ZM34 161V160H33ZM70 161V160H69ZM81 161V160H80ZM120 161V159H119ZM119 161H117V163L119 164ZM152 161V160H151ZM150 161V162H151ZM171 161V159H170ZM12 162V161H11ZM15 162V163H16ZM25 162V161H24ZM90 162V161H89ZM109 162V161H108ZM110 162L112 165H117L118 164L116 163V161L114 159H110ZM121 162V161H120ZM150 162H148L147 158L143 161L144 165L146 164L145 166V175L148 177H152L153 178V181H155L154 184H156L157 187L161 186V181H162V178H164V175L166 173V171H168L169 167H165L158 163V160H156L155 163L153 164H149ZM9 163V162H8ZM14 163V162H13ZM40 163V162H39ZM77 164V162H74ZM102 163V162H100ZM107 163V162H105ZM116 163V164H114ZM232 163V166L234 165L233 162ZM238 163V162H237ZM236 163V164H237ZM19 164V163H17ZM38 164V162H37ZM53 164V163H52ZM64 164V163H63ZM68 164V163H67ZM209 164V163H208ZM5 165V164H4ZM8 165V164H7ZM11 165V164H10ZM21 165V164H20ZM47 165V164H46ZM92 165V164H91ZM104 165V163L102 164ZM51 166V165H50ZM53 166V165H52ZM120 167L124 166V168L126 169L125 171L127 172H130V175H135L134 172L138 171V169L136 170V165H133V166H126V165H122L121 164L119 165ZM117 167L118 170L119 169H123L120 168V167ZM219 166V165H218ZM226 166V165H225ZM224 166V167H225ZM229 166V165H228ZM231 166V165H230ZM229 166V167H230ZM41 167V166H39ZM38 167V168H39ZM44 167V166H42ZM66 167V166H65ZM69 167V166H68ZM67 167V168H68ZM78 167V166H77ZM81 167V166H80ZM235 167V166H234ZM264 167V166H263ZM18 168H19V165H18ZM22 168V167H21ZM35 168V167H34ZM49 169L51 167H48ZM47 168V169H48ZM53 168V167H52ZM52 168L50 170H52ZM59 168V167H58ZM113 168V167H112ZM133 168H135L134 170L136 171H133ZM197 168V167H196ZM2 169V168H1ZM4 169V168H3ZM24 169V168H23ZM48 169V170H49ZM53 169H56L55 167ZM75 169H77L75 167ZM74 169V173L78 172V171H75ZM79 169V167H78ZM203 169V168H202ZM228 169V168H227ZM21 170V169H19ZM41 170V169H40ZM39 170V171H40ZM65 170V169H64ZM124 170V169H123ZM170 170V169H169ZM217 170V169H216ZM215 170V171H216ZM226 170V169H225ZM236 170V169H235ZM6 171V169H5ZM7 171H9V169H7ZM6 171V172H7ZM13 171V170H12ZM15 171V170H14ZM38 171V172H39ZM63 171V170H62ZM68 171V170H67ZM66 171V172H67ZM99 171V170H98ZM171 171V170H170ZM176 171H178L176 169ZM180 171V170H179ZM224 171V170H223ZM5 172V173H6ZM17 172V170H16ZM37 172V171H36ZM52 172V171H50ZM49 172V173H50ZM65 172V171H64ZM188 172V171H187ZM222 172V171H221ZM8 173V172H7ZM15 173V172H14ZM18 173V172H17ZM20 173V172H19ZM42 174L43 171L41 172ZM48 173V171H47ZM68 173V172H67ZM66 173V174H67ZM71 173V172H70ZM174 172H172V175ZM188 173H191V172H188ZM218 173V172H217ZM215 173V174H217ZM232 173V172H231ZM9 174V173H8ZM7 174V175H8ZM26 174V173H25ZM59 174H62V173H59ZM73 173H71L72 175ZM77 174V173H76ZM142 174V173H141ZM10 175V174H9ZM8 175V176H9ZM34 175V174H33ZM39 175L41 174H38V177H40ZM51 175V174H50ZM63 175V174H62ZM70 175V176H71ZM75 175V174H74ZM161 175L162 178H161ZM166 175V174H165ZM219 175V174H217ZM230 175V174H229ZM233 175V174H232ZM16 176V175H15ZM19 176V175H18ZM45 176V175H44ZM43 176V177H44ZM76 176V175H75ZM81 177V175H79ZM83 176V175H82ZM85 176V175H84ZM176 176V175H175ZM179 177V175H177ZM216 176V175H215ZM221 176V175H220ZM225 176V175H224ZM17 177V176H16ZM42 177V178H43ZM49 176H47L48 178ZM53 177V176H52ZM58 177V176H57ZM63 177V176H62ZM72 177V176H71ZM167 177V176H165ZM181 177V176H180ZM241 177V176H240ZM41 178V179H42ZM45 178V179H47ZM56 178V177H55ZM70 178V177H69ZM85 178V177H84ZM225 178V177H224ZM231 178V177H230ZM10 179V178H9ZM8 178L6 179L7 182H6V186H3L2 183H3V180L2 178H0V201H2L3 203V207H4V210L2 208L3 211L0 210V264H8V263H11L10 260L12 258H10L12 256V251L13 249H15V243H19L20 247L23 248L24 246H27L29 243H32L33 241V238L34 237V234L33 232L29 231V229H19V228H16L15 227V224L13 223L14 221L12 220V218H10L7 214H9V210H7L8 208L10 209L11 205H13L17 210H20L18 213L22 215V213H27L25 212V210H27L31 216H32V220L36 223H38V220H41L42 218H52V216L50 215H58L60 213H63L62 211L65 210V207L67 208V206H73V208L75 209H72V210H76L79 209L78 208V203L77 202H73V201H66V205L64 204V209L62 210L61 208V205L58 207L56 205V200H55V203L53 202H49L51 201L52 199H49V201H46L43 199L44 196H41L42 192H40L41 190L38 188L40 187H36V183L35 184H31V195L30 197H26L27 194L25 195V192L21 189L22 187H19V186H14V188L12 187V183H8L10 180ZM19 179V178H17ZM21 179V178H20ZM31 179V178H30ZM37 179V177H36ZM35 179V181L37 182V180ZM39 179V178H38ZM40 180V182H42ZM44 179V180H45ZM61 179V178H60ZM72 179V178H71ZM149 179V178H147ZM151 179V178H150ZM149 179V180H150ZM189 179V178H188ZM215 180H217L216 178H214ZM38 180V181H39ZM54 180V179H53ZM58 180L55 179V181ZM166 180V179H165ZM183 180V179H182ZM185 180V178H184ZM183 180V181H184ZM223 180V179H222ZM15 181H17L15 179ZM23 181V180H22ZM54 181V182H55ZM87 181V180H86ZM174 181V180H173ZM177 181V180H176ZM180 182L179 183V187L178 189H176L174 186L177 184H173V186L171 184H166L165 187H163L162 191H161V196L162 198L158 199L161 200L163 199L164 201V198L165 197V201H170V196L169 195H172L174 197H176L178 199V197L181 198V200H187L190 204H193V208H201V210L199 209H196V211H203V212H200V214H210L212 213V216H213V213L217 211V208L219 206V203H217V200L222 197V193L221 191L218 192L221 193V196L218 198L217 196V191L215 190V194L212 193V189L208 192H211V193H208V192H201V193H195L194 189L191 185V183L189 184V182ZM190 181V179H189ZM230 182L232 180H229ZM228 181V183H229ZM21 182V181H20ZM53 182V183H54ZM200 183V181H197ZM225 182V181H224ZM26 183V182H25ZM24 183V184H25ZM46 183V182H45ZM52 183V184H53ZM150 183V182H149ZM172 183V182H171ZM199 183L198 186H199ZM218 183V182H217ZM16 184V182H15ZM18 184V183H17ZM16 184V185H17ZM106 184V183H105ZM153 184V183H152ZM153 184V185H154ZM202 184V183H201ZM223 184L224 188L226 189L227 187H225L224 183H221ZM19 185V184H18ZM38 185V184H37ZM218 186V184H216ZM39 186V185H38ZM152 186V185H150ZM208 186V185H206ZM213 187L214 189H216V187ZM220 186V184H219ZM218 186V187H219ZM153 187V186H152ZM151 187V188H152ZM196 187V186H194ZM219 190H221L220 188H218ZM222 187V186H221ZM43 188V187H42ZM41 188V189H42ZM46 187H44L43 189L45 190ZM79 189V187H77ZM160 188V187H159ZM198 188V187H197ZM200 188V187H199ZM6 189L8 191H6ZM30 189V188H29ZM77 189V190H78ZM154 189H155V186H154ZM157 189V188H156ZM201 189V188H200ZM213 189V190H214ZM224 189V190H225ZM229 189V187H228ZM87 190V189H85ZM84 190V191H85ZM153 190V188H152ZM159 191V189H157ZM161 190V189H160ZM206 190V189H205ZM223 190V189H222ZM227 190V189H226ZM30 191V190H29ZM39 191V192H38ZM43 191V190H42ZM46 191H48L46 189ZM46 191H45V194H46ZM72 191V189H71ZM74 191V190H73ZM88 191V190H87ZM202 191V190H201ZM204 191V190H203ZM6 192H9V193H6ZM70 192V191H69ZM81 191L77 192V193H80ZM137 192V191H136ZM40 193V194H39ZM49 193V192H47ZM82 193V192H81ZM80 193V195H81ZM85 193V192H84ZM103 193V192H102ZM135 193V192H134ZM153 193V191H152ZM155 193V192H154ZM157 193V191H156ZM218 193V194H219ZM50 197H51V193H49ZM67 194V193H65ZM74 194V193H73ZM29 195V193H28ZM76 195V193H75ZM74 195V196H75ZM78 195V194H77ZM78 195V197L80 196ZM220 195V194H219ZM48 196V195H47ZM46 196V197H47ZM48 196V197H49ZM68 196V195H67ZM239 196V195H238ZM48 197H47V200H48ZM72 197V196H70ZM108 197V196H107ZM65 198V197H64ZM75 197H73L74 199ZM154 198V196L152 197ZM218 198V199H217ZM237 198V197H235ZM70 199V198H68ZM72 199V200H73ZM80 199V198H79ZM167 199V200H166ZM231 199V198H230ZM229 199V200H230ZM81 200V199H80ZM85 200V198H84ZM185 200V201H186ZM62 201V200H60ZM145 201V199H144ZM143 201V202H144ZM164 202H162L163 204L161 205H164ZM167 201V202H168ZM219 201V200H218ZM63 202V201H62ZM98 202V200L96 201ZM150 202V201H149ZM153 202V201H152ZM230 202V201H228ZM238 201L236 200V203ZM243 202V201H242ZM240 202V203H242ZM250 202V201H249ZM60 203V202H59ZM82 203V202H81ZM80 203V204H81ZM86 203V202H85ZM159 203V202H157ZM183 203V202H182ZM239 203V202H238ZM246 203V202H245ZM262 203V202H261ZM109 204V203H108ZM150 204V203H149ZM250 204V203H249ZM154 205V203H153ZM157 205V204H156ZM180 205V204H179ZM188 205V204H187ZM239 205V204H238ZM256 205V204H255ZM108 206V205H107ZM241 206V204H240ZM190 208V206H188ZM232 207V206H231ZM14 208V209H15ZM69 208V207H68ZM67 208V209H68ZM81 208V207H80ZM118 208V207H116ZM161 208V206H160ZM160 208L156 209V210H160ZM221 209V205L219 207ZM223 208V207H222ZM233 208V207H232ZM237 208H239V206H237ZM261 208V207H260ZM15 209V210H16ZM70 209V208H69ZM166 209V208H165ZM168 209V208H167ZM187 209V208H186ZM241 209V207L239 208V210ZM16 210V211H17ZM84 210V209H82ZM110 210V209H109ZM162 210V209H161ZM160 210V211H161ZM171 210V209H170ZM243 210V209H242ZM246 210V209H245ZM8 211V213H7ZM14 211V210H13ZM22 211V212H21ZM69 211V210H68ZM173 211V209H172ZM182 211V210H181ZM184 211V210H183ZM219 211V210H218ZM217 211V212H218ZM247 211V210H246ZM21 212V213H20ZM71 212V211H70ZM82 212V211H81ZM84 212V211H83ZM102 212V211H101ZM123 212V211H122ZM165 212V211H164ZM164 212H153L152 213H157L155 218L157 219V223H159V221L161 222L162 219L165 220V216L167 215H163ZM193 212V210H192ZM241 212V211H240ZM244 212V211H243ZM10 213H12L10 211ZM66 213V212H65ZM116 213V212H115ZM114 213V214H115ZM171 213V212H169ZM199 213V212H198ZM28 214V213H27ZM144 214V213H142ZM164 214H167V213H164ZM216 214V213H215ZM214 214V215H215ZM241 214V213H240ZM245 214V213H244ZM255 214V213H254ZM259 214V213H257ZM29 215V214H28ZM70 215V214H69ZM169 215V214H168ZM179 215V214H178ZM185 215V214H184ZM60 216L63 217L62 214H60ZM79 216V215H78ZM81 216V215H80ZM125 216V215H124ZM131 216V215H130ZM129 216V217H130ZM139 216V215H138ZM141 216V215H140ZM139 216V217H140ZM170 216V215H169ZM181 216V214L179 215ZM205 216V215H204ZM207 216V215H206ZM205 216V217H206ZM242 216V215H241ZM256 216V215H255ZM260 216V215H259ZM76 217V216H75ZM138 217V218H139ZM143 217V216H142ZM199 217V216H198ZM202 217V216H200ZM210 217V216H209ZM34 218V219H33ZM126 218V217H125ZM149 218H150V215H149ZM153 217L151 216V219ZM175 218V216H174ZM176 218H179V217H176ZM174 219L173 221L171 220V218H169L172 222H173V228H179L181 227H185L181 230L178 231V233L180 234V232H182V235L184 236V241H187L188 244H186V248L185 250L183 249V246L182 247V244H181V247L180 246H177V242H173L172 241L176 238L174 235H178V234H165L164 235V240H165V244H166V249L164 251V255H161V254H158L157 251H155L156 248H152L150 245L151 244H148V239L146 240L147 242V245L144 244L143 245V242L139 241L137 239V241H135V239L137 238H134V240H130L129 243L131 246H127L125 248V244L123 243L124 241V237H120L122 235V231L120 229L116 230V232L118 231V233H121L118 237L120 238H123V239H120L121 241H118V242H122L121 244H123L124 248H122L121 246H112V248H116L117 249L115 251H110L112 252L111 254L112 255H115L114 257H117L118 259L122 260V261H125V262H128V263H131V264H252V261L253 258H251L252 256L247 255V259L244 260L243 258H238L240 259L238 262H234L236 260H233V258H231L232 256L229 255V252L228 254H226L227 256H230L228 257L229 260L231 258V262L228 261V258L227 256H224L223 257H220L219 253H215V255H218V258L216 256V258H211L210 256L208 255H201L203 256L205 259V256L206 257V260H202L204 262H200V252L203 251V250H209L211 248V241L207 240L208 239V235L206 237V235H204L202 233V231H200L201 229H199V232H198V238L199 240H201V242H197V243H192L193 241H195L196 239L193 237V235L189 237V233L190 232V229L188 228V224H187V220L188 219H185L183 218V224H181L180 219ZM192 218V217H191ZM212 218V217H211ZM254 217H252L251 220H253ZM259 218V217H257ZM68 219V218H67ZM72 219V218H71ZM70 219V220H71ZM75 219V218H74ZM73 219V220H74ZM77 219V218H76ZM193 219V218H192ZM235 219V218H234ZM243 219V218H242ZM248 219V218H247ZM262 219V218H261ZM30 220V219H29ZM52 220V219H51ZM55 220V219H54ZM65 220V219H64ZM120 220V219H119ZM133 220V218H132ZM135 220V223H136V216L134 218ZM139 220V219H138ZM169 220V221H170ZM196 220V219H194ZM246 220V219H245ZM244 220V221H245ZM13 221V222H12ZM57 221V220H56ZM109 221V220H108ZM130 221V220H129ZM168 221V222H169ZM190 221V220H189ZM192 221V220H191ZM237 221V220H236ZM249 221V220H248ZM32 222V221H31ZM54 222V221H53ZM59 222L60 219H59ZM58 222V223H59ZM118 222V221H116ZM121 222V221H120ZM122 222H125V220H123ZM126 222H128L126 220ZM139 222H141L139 220ZM203 222V221H202ZM254 222V221H252ZM65 223H66V220H65ZM64 223V225H66ZM113 223V221H112ZM111 223V224H112ZM130 223H133V221H131ZM147 223V222H146ZM247 223V222H246ZM264 223V222H263ZM55 224V223H53ZM100 224V223H99ZM97 224V225H99ZM120 224V223H119ZM139 224V223H136V225ZM156 224V223H155ZM154 224V225H155ZM164 224V223H163ZM204 224V223H202ZM23 225V224H21ZM33 225V224H32ZM52 225V224H50ZM60 226V224H57ZM101 225V224H100ZM118 225V224H117ZM122 225V224H121ZM158 225V224H156ZM160 225V224H159ZM187 227H186V226ZM207 225V224H206ZM227 225V224H226ZM225 225V226H226ZM241 225V224H240ZM256 225V223L254 224ZM261 225V223H260ZM26 226V225H25ZM54 226V225H53ZM52 226V227H53ZM56 226V225H55ZM63 226V224H62ZM68 226V223L67 225ZM122 226H125V225H122ZM139 226V225H138ZM169 226V224L167 225ZM205 226V225H204ZM203 226V227H204ZM222 226V225H221ZM229 226V225H227ZM226 226V227H227ZM262 226V225H261ZM24 227V226H23ZM35 227H38L35 226ZM51 227V228H52ZM99 227V226H97ZM103 227V226H102ZM101 227V228H102ZM119 227V226H118ZM166 227V226H165ZM211 227L213 228V225H211ZM235 227V226H234ZM247 227V226H246ZM22 228V227H21ZM43 228V227H42ZM46 228V227H45ZM45 228H43L45 230ZM56 228V227H55ZM193 228V227H192ZM197 228V226H196ZM219 228V227H218ZM217 228V229H218ZM233 228V227H232ZM244 228V227H242ZM241 228V229H242ZM249 228V227H247ZM263 228V226L261 227ZM39 229V228H38ZM37 229V230H38ZM105 229V228H104ZM112 229V228H111ZM115 229V228H114ZM117 229V228H116ZM159 229V228H158ZM162 229V228H161ZM189 229V231H188ZM240 229V230H241ZM245 229V228H244ZM33 230V229H32ZM38 231H42L41 230H38ZM43 230V231H44ZM52 229H50L51 231ZM57 230V228H56ZM107 230V229H105ZM123 230V229H122ZM174 230V229H173ZM176 230V229H175ZM223 230V229H222ZM237 230V229H236ZM239 230V229H238ZM237 230V231H238ZM250 230V229H249ZM248 230V231H249ZM253 230V228H252ZM259 230V229H258ZM263 230V229H262ZM53 231V230H52ZM149 231V230H148ZM160 230H158V233H159ZM168 231V230H167ZM254 231V230H253ZM261 231V230H259ZM34 232H35V229H34ZM162 230L160 231V234H161ZM175 232V231H174ZM191 232H192V229H191ZM194 232H196L194 230ZM204 232V231H203ZM210 232V231H209ZM226 232V230H225ZM228 232V231H227ZM226 232V233H227ZM251 232V231H250ZM248 232V233H250ZM255 232V231H254ZM16 233V236H14ZM44 233V232H43ZM42 233V234H43ZM52 233V232H51ZM247 233V232H245ZM248 233L246 234L247 236H251L250 234L248 235ZM259 233V232H258ZM261 233V232H260ZM263 233V232H262ZM260 234V235H264V234ZM12 234H14L12 236ZM45 234V233H44ZM143 234V233H142ZM156 234V233H155ZM159 234V235H160ZM233 234V233H232ZM244 234V233H243ZM242 234V235H243ZM252 234V233H251ZM256 234V233H255ZM36 235V234H35ZM78 235V234H77ZM146 235V234H144ZM151 235V234H150ZM149 235V236H150ZM221 235V234H220ZM241 235V233H240ZM54 236V235H53ZM57 236V235H56ZM162 236V235H161ZM211 236V235H210ZM244 236V235H243ZM52 237V236H51ZM61 237V236H60ZM81 237V236H80ZM159 237V236H158ZM157 237V239H159ZM180 237V236H179ZM200 237V238H199ZM227 237V236H226ZM225 237V242H224V253L228 251V248H230V245L228 247V240L226 239ZM231 237V236H230ZM252 237V236H251ZM253 237H255V235H253ZM256 237H259V236H256ZM261 237V236H260ZM55 238V237H53ZM58 238V237H56ZM65 238V237H64ZM142 238V237H140ZM139 238V239H140ZM144 238V237H143ZM147 238V237H146ZM63 239V238H62ZM70 239V238H69ZM210 239V238H209ZM228 239H229V236H228ZM43 240V239H42ZM94 240V239H93ZM119 240V238H118ZM123 240V241H122ZM127 240V239H126ZM163 240V239H162ZM163 240V241H164ZM217 240V239H216ZM246 240V239H245ZM244 240V241H245ZM248 240V239H247ZM253 240V239H252ZM48 241V240H47ZM54 241V240H53ZM66 241V240H64ZM143 241V240H142ZM183 241V239H182ZM192 241V242H191ZM198 241V240H196ZM227 241V243H226ZM249 241V240H248ZM52 242V241H51ZM128 242V241H126ZM145 242V241H144ZM145 242V243H146ZM212 242H215L213 241L212 239ZM233 242V241H232ZM238 242V241H237ZM250 242V241H249ZM46 243V242H45ZM57 242H55V245H56ZM150 243V242H149ZM182 243V242H181ZM216 243V242H215ZM244 243V242H243ZM247 243V242H246ZM33 244V243H32ZM54 244V242H53ZM58 244V243H57ZM127 244V243H126ZM196 244V245H194ZM214 244V243H213ZM235 244H238V243H235ZM234 244V245H235ZM30 245V244H29ZM48 245H49V241H48ZM52 245V244H51ZM50 245V246H51ZM60 245V244H59ZM94 245V244H93ZM179 245V244H178ZM203 250L201 248V246H203ZM219 245V244H218ZM217 245V246H218ZM233 245V244H232ZM231 245V246H232ZM54 246V245H53ZM163 246V245H162ZM215 246V245H214ZM222 246V245H221ZM236 246V245H235ZM234 246V247H235ZM240 246V244H239ZM14 247V248H13ZM33 247V246H32ZM56 247V246H55ZM63 247V246H62ZM65 247V246H64ZM79 247V246H78ZM92 247V246H91ZM164 247V246H163ZM213 247V246H212ZM216 247V246H215ZM215 247L214 250H215ZM220 247V246H219ZM228 247V248H227ZM18 248V247H17ZM20 248V249H21ZM26 248V247H25ZM66 248V247H65ZM80 248H83L80 247ZM111 248V247H110ZM199 248V249H198ZM241 248V247H239ZM237 247V249H239ZM255 248V247H254ZM28 249V248H27ZM33 249V248H32ZM54 249V248H53ZM91 249V248H90ZM98 249V247H97ZM96 249V250H97ZM218 249V248H216ZM233 250V248H231ZM243 249V248H241ZM246 249V248H245ZM249 249V248H248ZM252 249V248H251ZM250 249V250H251ZM19 249H17V252H18ZM35 250V249H34ZM45 250V248H44ZM42 249L41 252L44 251ZM56 250V248H55ZM95 250V251H96ZM110 250V249H109ZM220 250V249H219ZM218 250V252H219ZM259 250V249H258ZM21 251V250H19ZM33 251V250H32ZM31 251V254L33 255L34 253H32ZM57 251V250H56ZM72 251V250H71ZM235 251V250H234ZM238 251V250H236ZM236 251L234 253H236ZM242 251V250H241ZM253 251V250H252ZM16 252V254H17ZM162 252V251H161ZM204 252V251H203ZM25 253V252H24ZM23 253V254H24ZM47 252H45L46 254ZM49 253V252H48ZM63 253V252H62ZM210 254H212V250L211 252L209 251ZM208 253V254H209ZM214 253V252H213ZM223 253V254H224ZM245 253V252H244ZM250 253V251H249ZM36 254V253H35ZM61 254V252L59 253ZM74 254V252H73ZM110 254V253H109ZM110 254V255H111ZM209 254V255H210ZM238 254V252L236 253ZM235 254V255H236ZM239 254H240V249H239ZM264 254V252L262 253ZM53 255V253H52ZM71 255H72V252H71ZM77 255V254H76ZM80 255V253H79ZM213 255V254H212ZM232 255V254H231ZM244 255V254H243ZM36 256V255H35ZM38 256V255H37ZM54 256V255H53ZM56 256V255H55ZM54 256V257H55ZM82 256V255H81ZM86 256V255H84ZM241 256V255H240ZM260 256V255H259ZM13 257V256H12ZM58 257V256H57ZM74 257V256H73ZM76 257V256H75ZM74 257V259H75ZM210 257V258H209ZM237 257V256H236ZM262 257V256H261ZM22 256L20 257L19 260H21ZM62 258V257H61ZM66 260L69 259L67 257H65ZM113 258V256H112ZM227 258V259H226ZM30 259V258H29ZM72 259V260H74ZM77 259V258H76ZM114 259V258H113ZM117 259V261H119ZM237 259V260H238ZM17 260V259H15ZM55 260V259H54ZM71 259L69 261H72ZM78 260V259H77ZM18 261V260H17ZM23 261V259H22ZM56 261H58V258H56ZM76 261V260H75ZM84 261V260H83ZM116 261V262H117ZM264 261V259L262 260ZM19 262V261H18ZM47 262V261H46ZM77 262V261H76ZM114 262V261H113ZM258 262V261H257ZM44 263V262H43ZM70 263H73V262H70ZM75 263V262H74ZM79 263V262H78ZM77 263V264H78ZM82 263V262H80ZM122 263V262H121ZM264 263V262H262ZM13 264V262H12ZM15 264V263H14ZM17 264V263H16ZM84 264V263H83ZM87 264V263H86ZM103 264V263H102ZM105 264V263H104ZM110 264H113V263H110ZM125 264V263H124ZM254 264V263H253ZM255 264H256V261H255Z\"/></svg>",
  "mask_w": 264,
  "mask_h": 264
}]
</instances>
